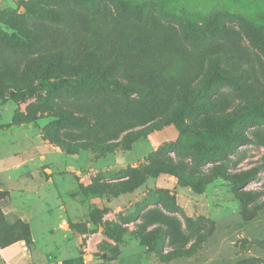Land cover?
Masks as SVG:
<instances>
[{"label":"rangeland","instance_id":"obj_1","mask_svg":"<svg viewBox=\"0 0 264 264\" xmlns=\"http://www.w3.org/2000/svg\"><path fill=\"white\" fill-rule=\"evenodd\" d=\"M263 37L264 0H0V264H264V118L168 134L264 105ZM96 44L142 51L157 94L107 85Z\"/></svg>","mask_w":264,"mask_h":264},{"label":"trees","instance_id":"obj_2","mask_svg":"<svg viewBox=\"0 0 264 264\" xmlns=\"http://www.w3.org/2000/svg\"><path fill=\"white\" fill-rule=\"evenodd\" d=\"M32 36V35H31ZM32 39L38 44L39 41L42 42V37L39 33H34ZM264 40V37H263ZM95 49H92L93 57H90L85 61L86 66L90 70L96 68H107L110 73L115 72L117 68L122 70L121 82L116 79L119 77L113 73L111 79H107L105 83L107 85L111 84L114 88L121 91L126 97L129 94H135L139 98L138 102L143 103V101L148 96H154L158 91L154 89L153 85V72L149 71L150 58L145 57L142 51L131 52L129 49H114V53L109 57H102L101 44H96ZM119 47L115 45L113 48ZM95 53V54H94ZM68 52L63 50L59 58L63 55H67ZM58 55V56H59ZM81 59L77 62V66L81 64ZM13 80V79H11ZM95 81V80H94ZM92 81V83L94 82ZM70 83L68 80H64L63 83ZM79 85L85 84V81H79ZM187 110H185L176 126L172 127L168 131L169 136L176 138L177 140L184 141L191 146L199 148L200 146H207L209 143H214L217 141H224L230 139V134L235 127V125L244 117L252 116L257 118H264V105L261 104H251L244 110L241 109L236 115L230 116L227 121L222 123L218 127L211 126L206 128L202 132H185L183 129L184 117L187 116ZM160 119V118H159ZM158 119V120H159ZM132 133L127 135V138L132 137ZM170 138V137H169ZM157 167L168 172L183 174L187 178L199 177L195 170L186 167L182 163H177L172 159L158 161Z\"/></svg>","mask_w":264,"mask_h":264}]
</instances>
